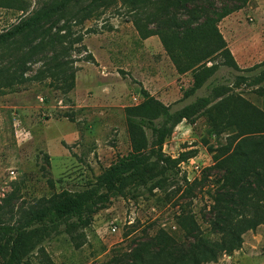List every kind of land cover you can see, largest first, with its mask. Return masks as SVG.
Masks as SVG:
<instances>
[{"label":"rangeland","instance_id":"1","mask_svg":"<svg viewBox=\"0 0 264 264\" xmlns=\"http://www.w3.org/2000/svg\"><path fill=\"white\" fill-rule=\"evenodd\" d=\"M43 1L29 0V11ZM22 15L0 7V32ZM218 28L238 68L219 64L202 87L183 97L192 85V74L176 72L158 36H139L121 2L100 7L81 23L71 22L60 33H66L64 40L71 45L67 58L74 70L73 88L64 92L61 81L54 86L50 78H42L0 93L2 218L8 220L9 214L17 215L63 189L85 187L118 156L127 154L124 109L142 100L141 88L174 110L222 83L264 110V79L257 81L264 73V0H247ZM41 68V62L31 64L24 75L32 77ZM238 76L244 80L237 81ZM207 129L205 116L194 123L182 120L163 144V151L173 158L188 156L178 164L180 175L188 180L212 163L204 142L216 145L217 139ZM178 184L182 185L181 179ZM176 186L151 193L129 190L113 197L89 225L70 233L59 227L41 248L30 252L25 264H98L114 253L128 252L158 229L176 231L175 215L186 205L201 221L200 212L210 203L205 189L188 198L173 193ZM262 263L264 225L247 231L241 248L204 264Z\"/></svg>","mask_w":264,"mask_h":264},{"label":"trees","instance_id":"2","mask_svg":"<svg viewBox=\"0 0 264 264\" xmlns=\"http://www.w3.org/2000/svg\"><path fill=\"white\" fill-rule=\"evenodd\" d=\"M118 1L129 9L142 39L158 36L176 72L192 74V85L183 97L202 87L219 64L238 68L218 23L247 0H44L32 11L29 0H0V7L23 14L0 32V93L42 78H50L54 86L61 81L64 92L71 90L74 70L67 58L71 45L60 32ZM38 62L42 68L25 77L30 65ZM261 79L264 73L257 81ZM140 91L142 100L124 109L130 150L93 182L53 193L17 215L9 214L8 220L2 218L0 205V264H25L30 252L41 248L59 227L70 233L89 225L98 210L129 190L151 193L175 184L173 193L188 198L205 189L210 203L201 210V221L189 206L180 207L176 231L158 229L128 252L114 253L98 264H204L241 248L243 235L264 225V110L222 83L174 110L145 88ZM200 115L217 144L204 142L212 163L188 180L178 166L188 156L173 158L163 151V144L179 122L194 123Z\"/></svg>","mask_w":264,"mask_h":264},{"label":"crops","instance_id":"3","mask_svg":"<svg viewBox=\"0 0 264 264\" xmlns=\"http://www.w3.org/2000/svg\"><path fill=\"white\" fill-rule=\"evenodd\" d=\"M262 264H264V263H262Z\"/></svg>","mask_w":264,"mask_h":264}]
</instances>
